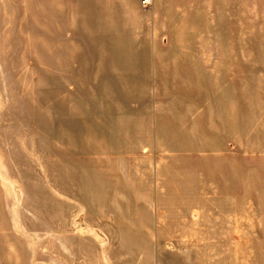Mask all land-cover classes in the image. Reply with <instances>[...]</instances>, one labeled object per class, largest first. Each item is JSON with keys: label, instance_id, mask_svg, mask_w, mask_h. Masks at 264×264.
<instances>
[{"label": "rangeland", "instance_id": "374dc122", "mask_svg": "<svg viewBox=\"0 0 264 264\" xmlns=\"http://www.w3.org/2000/svg\"><path fill=\"white\" fill-rule=\"evenodd\" d=\"M215 8L219 28L206 40L221 47L207 53H231L236 75L155 99L160 127L166 111L187 126L203 108L221 137L210 143L203 120L179 129L189 151L136 162L133 180L100 137L132 98L56 81L52 11L13 4V32L0 42V264H264V0Z\"/></svg>", "mask_w": 264, "mask_h": 264}, {"label": "crops", "instance_id": "0c3cea01", "mask_svg": "<svg viewBox=\"0 0 264 264\" xmlns=\"http://www.w3.org/2000/svg\"><path fill=\"white\" fill-rule=\"evenodd\" d=\"M31 1L44 12L52 11L56 81H85L90 96L132 98L129 107L113 109L100 136L103 146L117 147L108 159L127 162L129 178L135 180L136 162L189 151L192 137H182L179 129L195 130L203 120L210 143L221 137L217 117L207 120L203 108L189 115L187 126L181 122L187 121L185 115L166 111L167 125L160 127L155 98L186 96L184 91L191 90L188 82L236 75L237 59L231 53H207L221 47L207 41L206 33L218 31L215 6L222 0H153L148 7L141 0H0V42L13 32V4ZM68 90L73 94V84ZM142 97L148 98L147 112L141 107ZM107 119L103 115V121ZM146 122L148 133L142 136ZM163 133L167 139L162 143Z\"/></svg>", "mask_w": 264, "mask_h": 264}, {"label": "built area", "instance_id": "2783aa9c", "mask_svg": "<svg viewBox=\"0 0 264 264\" xmlns=\"http://www.w3.org/2000/svg\"><path fill=\"white\" fill-rule=\"evenodd\" d=\"M152 1H153V0H142V4H143L144 6H149V5H151Z\"/></svg>", "mask_w": 264, "mask_h": 264}]
</instances>
